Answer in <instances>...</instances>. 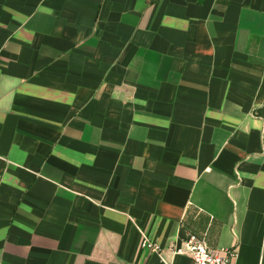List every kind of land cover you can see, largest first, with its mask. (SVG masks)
Returning <instances> with one entry per match:
<instances>
[{
  "label": "crops",
  "instance_id": "0c3cea01",
  "mask_svg": "<svg viewBox=\"0 0 264 264\" xmlns=\"http://www.w3.org/2000/svg\"><path fill=\"white\" fill-rule=\"evenodd\" d=\"M192 234L264 264V0H0V264Z\"/></svg>",
  "mask_w": 264,
  "mask_h": 264
},
{
  "label": "built area",
  "instance_id": "2783aa9c",
  "mask_svg": "<svg viewBox=\"0 0 264 264\" xmlns=\"http://www.w3.org/2000/svg\"><path fill=\"white\" fill-rule=\"evenodd\" d=\"M140 243V247L143 249L149 248L152 251H158V246L148 240L145 234L142 236ZM177 255L187 256L191 259L192 264H234V260L236 259L234 249H210L205 241L193 234L188 235L179 244L176 243L170 248V257ZM168 257L161 256L162 263L175 264Z\"/></svg>",
  "mask_w": 264,
  "mask_h": 264
}]
</instances>
